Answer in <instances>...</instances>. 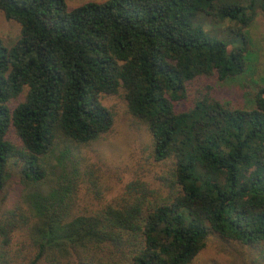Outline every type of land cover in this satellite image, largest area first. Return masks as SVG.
Returning a JSON list of instances; mask_svg holds the SVG:
<instances>
[{
	"label": "trees",
	"instance_id": "1",
	"mask_svg": "<svg viewBox=\"0 0 264 264\" xmlns=\"http://www.w3.org/2000/svg\"><path fill=\"white\" fill-rule=\"evenodd\" d=\"M0 12L18 25L0 40V192L10 177L26 191L0 217V264H194L210 235L264 258V84L243 105L215 91L250 72L264 0H0ZM207 19L233 27L217 36ZM115 95L161 169L156 187L131 180L100 203L80 148L109 133L101 98ZM80 191L97 204L79 206Z\"/></svg>",
	"mask_w": 264,
	"mask_h": 264
},
{
	"label": "rangeland",
	"instance_id": "2",
	"mask_svg": "<svg viewBox=\"0 0 264 264\" xmlns=\"http://www.w3.org/2000/svg\"><path fill=\"white\" fill-rule=\"evenodd\" d=\"M62 1L67 10H72L84 4H101L107 0ZM205 27L206 31H213L212 33L217 36H224L225 29L232 28L233 24L228 22L217 24L207 19ZM17 35L18 25L5 19L0 12V40L4 44H8L14 41ZM248 38L252 52L250 72L245 74L240 81L229 82L215 90L220 99L227 100L231 104L243 105L244 94H250V88L255 84H264V17L259 13L254 15L248 28ZM101 103L114 115L112 127L104 138L80 148V154L98 169L100 182L104 187L99 202L107 203L114 200L119 195L122 186L131 180L138 179L147 182L151 187H156L157 183L154 178L161 166L153 162L150 157L148 133L126 112L125 104L120 96L102 97ZM7 180L5 188L0 192V217L12 205L13 198L22 196L26 192L18 191L11 183L13 180L11 177ZM47 187L48 183L42 184L39 189L45 191ZM15 191L17 193H14ZM78 196L81 207L90 208L98 202L82 191ZM22 240V234H15L11 245L18 250L21 248ZM27 252L28 250L25 255ZM194 264H264V258L259 249L252 250L234 242L224 241L218 236L210 235L207 237L203 249L196 256Z\"/></svg>",
	"mask_w": 264,
	"mask_h": 264
}]
</instances>
